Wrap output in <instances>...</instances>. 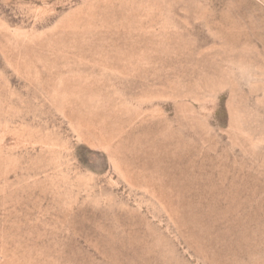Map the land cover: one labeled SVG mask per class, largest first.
<instances>
[{
  "label": "rangeland",
  "instance_id": "rangeland-1",
  "mask_svg": "<svg viewBox=\"0 0 264 264\" xmlns=\"http://www.w3.org/2000/svg\"><path fill=\"white\" fill-rule=\"evenodd\" d=\"M0 264H264V0H0Z\"/></svg>",
  "mask_w": 264,
  "mask_h": 264
}]
</instances>
